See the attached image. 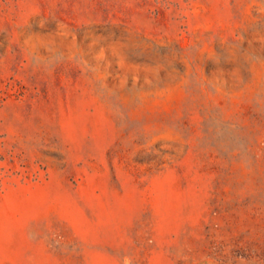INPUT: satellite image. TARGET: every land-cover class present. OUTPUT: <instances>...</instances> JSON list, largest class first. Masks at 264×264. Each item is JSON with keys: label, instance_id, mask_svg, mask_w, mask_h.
<instances>
[{"label": "rangeland", "instance_id": "1", "mask_svg": "<svg viewBox=\"0 0 264 264\" xmlns=\"http://www.w3.org/2000/svg\"><path fill=\"white\" fill-rule=\"evenodd\" d=\"M0 264H264V0H0Z\"/></svg>", "mask_w": 264, "mask_h": 264}]
</instances>
